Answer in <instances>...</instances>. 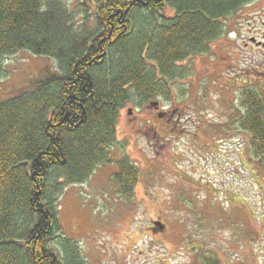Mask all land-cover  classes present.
Segmentation results:
<instances>
[{"label":"trees","instance_id":"obj_1","mask_svg":"<svg viewBox=\"0 0 264 264\" xmlns=\"http://www.w3.org/2000/svg\"><path fill=\"white\" fill-rule=\"evenodd\" d=\"M256 1L93 0L95 14L82 4L76 14L62 0H0V60L29 52L58 66L0 103V264L79 256L59 225L64 190L114 163L109 148L127 104L170 102L171 66L207 54L224 35L221 21ZM240 102L237 125L261 159L263 89L242 91ZM116 164L113 180L132 198L139 172L128 158Z\"/></svg>","mask_w":264,"mask_h":264},{"label":"rangeland","instance_id":"obj_2","mask_svg":"<svg viewBox=\"0 0 264 264\" xmlns=\"http://www.w3.org/2000/svg\"><path fill=\"white\" fill-rule=\"evenodd\" d=\"M62 1L76 14L83 1L96 12L93 0ZM221 23L207 54L177 64L183 74L166 110L149 107L157 100L127 104L109 148L114 163L64 190L61 233L79 253L68 264H264V157L237 125L241 92L264 91V0ZM57 67L29 52L0 60V103ZM167 108L177 112L168 126ZM124 158L139 172L132 198L113 180Z\"/></svg>","mask_w":264,"mask_h":264},{"label":"bare ground","instance_id":"obj_3","mask_svg":"<svg viewBox=\"0 0 264 264\" xmlns=\"http://www.w3.org/2000/svg\"><path fill=\"white\" fill-rule=\"evenodd\" d=\"M61 1V0H60ZM86 4V2H82V4ZM87 5V4H86ZM193 58H196V57H192L191 59H193ZM191 59H188V60H186V61H184V62H181V61H179V62H176L175 64H173L172 66H171V68H172V71H171V73H170V75H168V77H166V80H167V82L168 83H171L172 81H174V80H176L177 79V74H178V70H182V69H180L179 67H177V64H180V63H185V62H187V61H190ZM56 70H54V71H52V72H55ZM15 98H17V97H15ZM12 99H14V98H12ZM11 99H9V100H7V101H10ZM153 100H155V99H153ZM153 100H151V101H153ZM150 102V101H149ZM161 102H166L165 100H163V99H157V102H151L150 103V106L149 107H152V106H154L153 104H156V103H161ZM166 103H168V102H166ZM148 104V103H147ZM146 104V105H147ZM142 108V107H141ZM59 225H60V222H59Z\"/></svg>","mask_w":264,"mask_h":264},{"label":"flooded vegetation","instance_id":"obj_4","mask_svg":"<svg viewBox=\"0 0 264 264\" xmlns=\"http://www.w3.org/2000/svg\"><path fill=\"white\" fill-rule=\"evenodd\" d=\"M154 106H152L153 107V109L154 110H156V111H160V110H166V108H164V107H162V104L161 103H156V104H153ZM167 110L168 111H166V113H165V121L167 122L166 123V125L168 126V125H170L171 123L170 122H172L174 119H175V117H176V111H174L173 109H171V108H167Z\"/></svg>","mask_w":264,"mask_h":264}]
</instances>
